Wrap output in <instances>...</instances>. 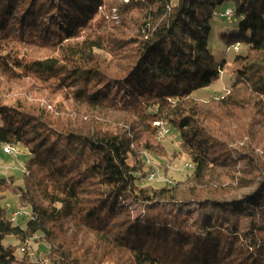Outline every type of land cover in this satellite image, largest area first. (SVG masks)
I'll return each instance as SVG.
<instances>
[{"label": "trees", "instance_id": "trees-1", "mask_svg": "<svg viewBox=\"0 0 264 264\" xmlns=\"http://www.w3.org/2000/svg\"><path fill=\"white\" fill-rule=\"evenodd\" d=\"M108 4L0 0L1 76L31 73L84 108L132 115L60 128L0 96V145L27 153L21 186L0 174V264H264V0H121L117 24L95 18ZM218 16L225 47H240L219 61ZM228 67L227 89L208 96ZM154 123L177 141L160 158L192 166L158 187L140 143ZM7 194L29 208L25 227L1 205ZM35 236L47 250L32 260Z\"/></svg>", "mask_w": 264, "mask_h": 264}, {"label": "rangeland", "instance_id": "rangeland-1", "mask_svg": "<svg viewBox=\"0 0 264 264\" xmlns=\"http://www.w3.org/2000/svg\"><path fill=\"white\" fill-rule=\"evenodd\" d=\"M115 1L119 2L121 0H108L109 4L102 8H98L97 13L95 14V18H103L107 23L112 22L117 24V16L115 13ZM224 18L214 19L212 22V34L210 36L209 48L212 52L214 58L219 61L223 58H233L234 53L240 50V47L237 45L232 47L231 49H227L225 44L219 38V34L222 31V26H224L223 20ZM221 23V24H220ZM11 41L15 43V39L10 37ZM19 46V45H18ZM34 44L31 45V49ZM22 47L21 45L19 46ZM237 47V51H234V48ZM39 54L38 52H34V55ZM230 67L226 68L225 72L220 75L219 81L215 83L208 90V96L218 97L223 93L224 89H227L229 83L231 82ZM33 74L29 73V76H13L10 78H5L0 75V96L3 99L4 103L12 104L14 102H19L24 105L34 106L41 108L49 113L52 116H48L51 119H55L58 125L61 127H67L71 124L80 125L83 127H89L91 124L88 122V118L86 116H96L100 121L104 124L105 120L108 119L109 124H105L106 127L118 126V120L112 119V116H116L121 121L127 118H131V114L127 113L125 115L122 111L120 114L115 110H91L89 108H84L82 105L77 104L71 100L65 99L59 90L53 88V90H48L45 88H37L32 85L34 82L40 81L35 76H31ZM33 77V79H31ZM66 89H70V87H66ZM80 105V106H79ZM165 127L164 124L161 123V127ZM158 127V126H156ZM159 128V127H158ZM169 130V129H168ZM142 139H140V143H147L149 147L152 149L151 153H142L143 161L145 166H151V171L158 170L159 176L164 178L167 182L175 180H183L184 177L188 175L189 169L181 156H173L170 152H168V157L160 158L163 154L160 150V146L166 148L170 151V148H177V141L175 140L174 134H171V130L169 133H163L161 128L158 129L157 135L155 136L151 133L145 132L142 134ZM161 142V143H160ZM17 146V145H16ZM3 146L0 145V174L2 176H12L15 180L16 185H22V175L25 171L24 166L27 159V153L20 146L19 154L16 157H10L3 153ZM175 158V159H174ZM161 164L166 166V169L162 167ZM164 170V172H163ZM149 172V173H150ZM165 174V175H164ZM167 178V179H166ZM152 184V183H151ZM162 182H155L154 186L162 185ZM1 205L4 206L9 214L17 212L18 214L12 216L14 221L21 227H25L26 222L29 218L30 210L29 208H23L18 203V198H16L12 194H7L4 201L1 202ZM140 205H135V209H140ZM38 237H34L29 240L27 247L29 249V258L35 260L36 256H42L44 252H46V246L40 245L41 242L37 243ZM4 244H12L17 245L18 242L14 239L7 238L4 241ZM16 255L20 257L19 250L16 252ZM43 264H47L46 260Z\"/></svg>", "mask_w": 264, "mask_h": 264}, {"label": "built area", "instance_id": "built-area-1", "mask_svg": "<svg viewBox=\"0 0 264 264\" xmlns=\"http://www.w3.org/2000/svg\"><path fill=\"white\" fill-rule=\"evenodd\" d=\"M227 17H229V15L227 13H225ZM238 47V46H237ZM237 47L234 48V51H237ZM155 126H158L159 128H161L163 133H169L168 128L166 127H161V123H154ZM2 151L5 155L10 156V157H16L19 154V148L18 146H12V145H3ZM186 166L191 169L192 166L190 164H186ZM147 180L149 182H164L165 179L159 176L158 170H153L152 172H150L148 174ZM17 212H14L12 214V216L17 215ZM21 251H23V248L21 249Z\"/></svg>", "mask_w": 264, "mask_h": 264}, {"label": "bare ground", "instance_id": "bare-ground-1", "mask_svg": "<svg viewBox=\"0 0 264 264\" xmlns=\"http://www.w3.org/2000/svg\"><path fill=\"white\" fill-rule=\"evenodd\" d=\"M226 13H227L229 16L231 15V13H230L229 11H227ZM225 16H226V14H225Z\"/></svg>", "mask_w": 264, "mask_h": 264}]
</instances>
